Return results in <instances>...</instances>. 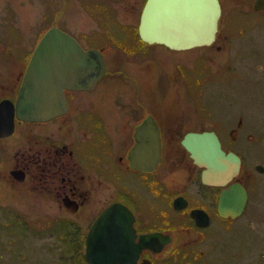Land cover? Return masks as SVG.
<instances>
[{"label": "flooded vegetation", "instance_id": "obj_1", "mask_svg": "<svg viewBox=\"0 0 264 264\" xmlns=\"http://www.w3.org/2000/svg\"><path fill=\"white\" fill-rule=\"evenodd\" d=\"M251 4L252 7L247 10L261 11L260 14L264 15V8H256L255 0ZM50 26L60 28L58 24H50L45 30ZM218 31L210 44L182 49L148 43L140 38L137 28L134 34L138 46L141 43L144 50L157 47L183 52L193 48L220 49ZM78 38L84 49L95 48L101 53L105 69L89 84L64 87L65 104L61 113L30 119L18 117L15 108L10 105H1V180L19 183L28 191L36 190L37 194L49 198L50 207L60 208L63 212V215L55 212L38 215L40 223L29 221L27 212L26 215L22 212L13 215L19 216L18 222L29 230L40 227L50 235L58 232V238L64 242L59 254L62 264H92L87 256L88 239L91 238L90 245L100 253L99 246L105 244L104 239L114 237L111 231L113 226L107 224L104 228L101 226L99 230H93L92 224L105 208L118 202L132 214V222L127 229L131 235L134 233V244L138 243L142 234L157 233L159 236L158 240L155 237L152 243L141 246L136 257L129 256L130 264H205L200 259L207 257L209 249L215 246L212 241L205 246L209 239L207 230L218 222L225 232L242 215H219L217 200L222 186L202 182L203 167L194 161L182 139L190 131L213 130L222 148L240 157L239 172L234 179L244 184L249 197L247 178L252 174L254 163L250 168H244L246 157L240 148V140L251 136L249 132H242L246 118L244 112L239 111L234 118L226 120L216 118L214 110L206 107L201 95L203 107H196L194 115L183 107L173 111L140 103L142 107L136 112L135 108L126 110L125 119L117 127L119 131H116L97 110L80 103L85 95L92 94L101 86L108 75L107 48L112 46L105 41L101 44L100 40L96 44H88L80 36ZM34 46L27 48L19 45L15 49L16 55L10 44L3 46L4 56L1 60L6 69L0 70V102L4 99L15 102ZM181 56L174 60L173 72L176 74L170 77L169 73L168 76L173 81H183L185 94L189 92L185 79L187 68L198 66L194 83L204 88L208 83L206 80L214 77L215 73H223L224 80L229 78L226 72L230 68L229 62H225L228 65L222 69H211L209 58L212 57L209 54L199 52V55L190 56L189 62ZM191 62H195V65H187ZM195 101H199V98ZM64 120L71 122L65 129L48 132L50 127ZM34 126L39 130L31 134L28 129ZM23 128L29 131V138L15 141L18 130ZM122 130V137L116 135ZM175 181V185L171 186ZM158 202L162 205H158V212L152 214L151 208H155ZM95 206L96 209L85 214L88 207L93 209ZM172 216L178 219L170 221ZM153 219L157 221L153 222ZM129 254L132 253L129 251Z\"/></svg>", "mask_w": 264, "mask_h": 264}, {"label": "rangeland", "instance_id": "obj_2", "mask_svg": "<svg viewBox=\"0 0 264 264\" xmlns=\"http://www.w3.org/2000/svg\"><path fill=\"white\" fill-rule=\"evenodd\" d=\"M221 1L217 41L221 48L173 52L157 47L147 51L141 43L138 46L134 33L144 0H0V70L6 69L1 60L3 46L10 44L16 55L15 49L19 45L33 47L48 25L58 24L80 42L79 36L88 44L100 40L101 44L105 41L112 46L107 48L108 75L102 85L92 94L85 95L80 103L97 110L116 131L125 119L126 110L135 108L136 112L142 107L140 103L173 111L183 107L194 115L196 107H203L201 95L206 107L214 110L216 118L226 120L234 118L239 111L244 112L242 132L251 135L240 140V148L246 157L244 168H250L254 163L252 174L247 178L250 190L247 207L242 218L234 221L225 232L218 222L207 230L209 239L205 246L208 241L215 246L200 262L264 264V169H255L256 164L264 166V15L261 11L247 10L252 7L253 0ZM199 52L212 57L208 62L211 69H222L230 64L226 70L229 78L224 80L223 73H215L206 80L208 83L204 88L194 83L198 66L187 68L185 79L189 92L185 94L183 81L170 78L176 74L173 72L174 60L182 55L189 62L190 56L199 55ZM187 65H195V62ZM197 97L199 101H195ZM70 123V120L56 123L48 132H58ZM38 128L27 129L33 134ZM29 131L18 130L15 141L27 140ZM116 135L122 137L123 130ZM2 180L0 178V264H62L59 254L64 242L58 238V232L50 235L40 227L29 230L18 222L19 216L13 215L17 212L26 215L27 212L29 221L40 223L38 215L53 212L63 215L61 209L50 207L49 198L37 194L35 189L28 191L19 183ZM158 205L162 204L158 202L151 208L152 214L158 212ZM96 207H88L85 214ZM169 219L176 221L178 218L172 216Z\"/></svg>", "mask_w": 264, "mask_h": 264}, {"label": "water", "instance_id": "obj_3", "mask_svg": "<svg viewBox=\"0 0 264 264\" xmlns=\"http://www.w3.org/2000/svg\"><path fill=\"white\" fill-rule=\"evenodd\" d=\"M256 8H264V0L255 1ZM221 15L219 0H145L139 17L138 33L147 42L164 43L173 48H188L210 43L218 29ZM104 60L95 48L84 49L69 33L51 26L36 44L19 86L15 102L2 100L1 105L15 104L18 117L40 119L61 113L65 104L63 87L89 84L104 72ZM1 119V118H0ZM12 123V118H11ZM194 161L203 167L201 180L206 184L223 186L217 200L221 216L240 215L247 202V191L239 180H233L240 168V157L225 151L213 130L190 131L182 139ZM262 169L261 165L256 166ZM132 214L123 204H110L94 220L93 230L108 224L114 237L107 236L99 252L88 239L87 256L92 264H130L141 246L157 233L139 236L134 244L127 226ZM128 233V234H127ZM129 251L132 254H129Z\"/></svg>", "mask_w": 264, "mask_h": 264}, {"label": "bare ground", "instance_id": "obj_4", "mask_svg": "<svg viewBox=\"0 0 264 264\" xmlns=\"http://www.w3.org/2000/svg\"><path fill=\"white\" fill-rule=\"evenodd\" d=\"M182 51V50H181ZM65 87V86H64ZM64 87H63V89L62 90H64ZM66 88V87H65ZM63 94H64V92H63ZM64 97H65V95H64ZM10 101V100H9ZM12 102V101H11ZM14 103V102H13ZM15 106V104H13L11 107H13V108H15L14 107Z\"/></svg>", "mask_w": 264, "mask_h": 264}]
</instances>
